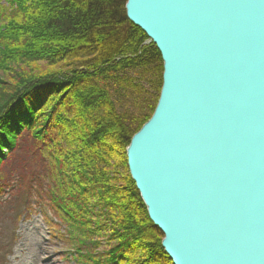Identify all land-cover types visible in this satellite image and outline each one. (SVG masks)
Segmentation results:
<instances>
[{
    "label": "trees",
    "instance_id": "trees-1",
    "mask_svg": "<svg viewBox=\"0 0 264 264\" xmlns=\"http://www.w3.org/2000/svg\"><path fill=\"white\" fill-rule=\"evenodd\" d=\"M4 1L0 165L15 150L20 168L7 184L41 192L78 264H172L125 153L159 96L157 47L126 0Z\"/></svg>",
    "mask_w": 264,
    "mask_h": 264
},
{
    "label": "water",
    "instance_id": "water-1",
    "mask_svg": "<svg viewBox=\"0 0 264 264\" xmlns=\"http://www.w3.org/2000/svg\"><path fill=\"white\" fill-rule=\"evenodd\" d=\"M162 83L125 149L172 264H264V0H126Z\"/></svg>",
    "mask_w": 264,
    "mask_h": 264
},
{
    "label": "rangeland",
    "instance_id": "rangeland-1",
    "mask_svg": "<svg viewBox=\"0 0 264 264\" xmlns=\"http://www.w3.org/2000/svg\"><path fill=\"white\" fill-rule=\"evenodd\" d=\"M1 4L7 5L4 0H0ZM2 13L0 24L5 22ZM11 76L10 72L0 71V78L5 81H9ZM15 153L14 150L8 163L0 165V259L5 252L2 264H20L23 260L25 264H78L75 260L77 254L70 252L64 240L58 237L57 233L64 229L63 221L60 223L52 208L37 199L34 192L27 193L26 188L19 187L17 181L7 184L12 175L10 171L15 170L17 174L20 171L15 165L18 159ZM34 167L39 168L36 160ZM29 174L26 181L32 178V173ZM34 238L35 255H27V248Z\"/></svg>",
    "mask_w": 264,
    "mask_h": 264
},
{
    "label": "bare ground",
    "instance_id": "bare-ground-1",
    "mask_svg": "<svg viewBox=\"0 0 264 264\" xmlns=\"http://www.w3.org/2000/svg\"><path fill=\"white\" fill-rule=\"evenodd\" d=\"M36 238L33 239L31 245L27 248V255H35L33 252V249L36 248L34 247L36 244ZM20 264H25L24 260L20 262Z\"/></svg>",
    "mask_w": 264,
    "mask_h": 264
}]
</instances>
